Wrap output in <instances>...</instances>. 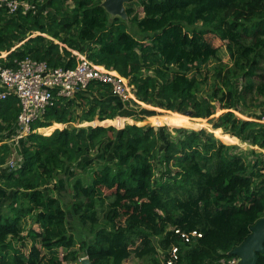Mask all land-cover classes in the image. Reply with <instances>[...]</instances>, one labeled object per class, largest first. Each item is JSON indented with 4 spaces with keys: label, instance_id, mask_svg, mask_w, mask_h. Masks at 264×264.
Returning a JSON list of instances; mask_svg holds the SVG:
<instances>
[{
    "label": "trees",
    "instance_id": "1",
    "mask_svg": "<svg viewBox=\"0 0 264 264\" xmlns=\"http://www.w3.org/2000/svg\"><path fill=\"white\" fill-rule=\"evenodd\" d=\"M138 1L141 17L132 15L134 1L125 4L134 34L105 11L103 0H45L44 10L33 2L36 12L14 14L0 6V66L16 68L30 58L73 68L78 52L127 78L136 99L121 103L108 85L91 83L46 108L32 124L51 126L46 135L20 139L18 150L4 141L15 135L20 106L14 97L0 100V264H80L83 258L164 264L172 245L179 247L177 264H215L231 258L264 218V124L233 112L251 93L264 107V0ZM191 34L215 35L230 65L209 68L218 48H199L201 38ZM124 103L155 106L168 111L162 116L193 124L208 119L223 141L236 137L257 149L225 144L205 129L132 121L119 130L99 126L116 122ZM216 103L224 111L217 117ZM186 111L204 120L180 115ZM93 121L99 125L59 129ZM105 147L109 158L95 167L90 161L75 177L67 212L47 188L55 190L56 176ZM15 151L21 163L8 170ZM174 229L197 230L201 238L183 245ZM257 264H264V252Z\"/></svg>",
    "mask_w": 264,
    "mask_h": 264
},
{
    "label": "built area",
    "instance_id": "2",
    "mask_svg": "<svg viewBox=\"0 0 264 264\" xmlns=\"http://www.w3.org/2000/svg\"><path fill=\"white\" fill-rule=\"evenodd\" d=\"M0 6L9 14L19 10L22 13L36 10L32 0H0ZM72 54L76 60V66L73 68H51L45 62H37L30 58L18 62L16 68L0 66V100L14 97L20 106L13 141H19L30 134H40V129L45 127L33 128L32 124L42 119L46 108L54 106L59 98L65 100L75 98L91 83L108 85L112 95L124 102L136 100L133 86L129 84L127 78L112 69L93 64L84 54L78 52ZM6 55V52L4 55L2 53L3 57ZM257 122L264 124V116ZM20 163L21 157L15 151L4 167L8 170H17ZM174 233L183 245L201 238V233L197 230L186 232L174 229ZM179 260V247L170 246L166 251L164 264H177ZM215 264H239V258L233 255L228 259H220Z\"/></svg>",
    "mask_w": 264,
    "mask_h": 264
},
{
    "label": "rangeland",
    "instance_id": "3",
    "mask_svg": "<svg viewBox=\"0 0 264 264\" xmlns=\"http://www.w3.org/2000/svg\"><path fill=\"white\" fill-rule=\"evenodd\" d=\"M35 4L41 5V9H45V0H32ZM67 4H70L69 2ZM131 7L133 8L134 12L132 15L137 14L138 17L142 16L141 13V8L139 6V1L134 0V2L131 4ZM37 9L35 10V12ZM128 31L131 34H134V32H137L136 28H134L128 21H126ZM38 33H34L32 36H36ZM191 37L195 38H201L200 42V47H205L208 49H217L216 55L209 60L208 67L213 68L214 66L218 64L222 65H230V60L229 57L225 51V43L221 42L215 35L212 34H206L203 36L199 35H192ZM2 56V54H1ZM260 73L264 74V62L261 64V71ZM151 74V73H148ZM256 78H253V81L256 82ZM237 88H238V93H241L242 90V82L237 83ZM209 89L206 88V91ZM135 98V97H134ZM121 103L124 101L120 100ZM132 101V100H131ZM136 102V100H133ZM262 99L254 95V93L251 94H246V97L244 101H240L234 106L233 112L235 115L244 120V121H260V118L262 115H264V107L262 105L260 106ZM139 103V102H138ZM122 107V113L119 114L116 118V122L114 121H109L110 123L104 124V125H99L98 121H93L91 123H76L75 125H68L66 128L71 129V128H78V127H86V126H114L117 130L124 128L126 124H131L130 121H132V124H137V125H151L154 127L157 126H168V127H184V128H192V129H199V128H204L205 130L211 132L214 134L216 138H218L220 141H222L225 144H233L237 145L241 150L247 151L252 149L248 144L243 143L241 140L238 138L234 137L235 140L233 141H223L216 133L211 131V125L208 124V119H203L206 123L205 124H193L188 121L181 120L178 117L175 116H162L167 114L168 111L155 107V106H148L140 103L139 107L135 106L131 103H124ZM216 112H215V117L219 116L222 114L224 111L219 108V104L216 103ZM174 113V112H171ZM115 118V119H116ZM139 118L142 119V121H134V119ZM114 119V120H115ZM118 127H117V126ZM120 127V128H119ZM63 128V127H61ZM54 129V128H53ZM52 129V130H53ZM254 128L253 130H255ZM41 133H45L44 130L40 131ZM46 135V133H45ZM231 137V136H230ZM14 136H10V138L5 139L4 143H8L11 148L13 147L14 150H18V145L20 146L21 143L20 141H13L12 139ZM250 147V148H249ZM254 149H257L254 147ZM260 151V150H258ZM107 152V147H105L101 152H91L90 154L87 155L82 161L80 162L79 165L77 164L76 167H72L71 169L69 168L67 170V173L65 175H58L55 177L54 181L52 184H55L56 189L52 190V185H50L47 189L51 194H54V196L58 197L59 199L61 198V202L63 203L64 208L67 210V212L70 209L71 206V201H72V183L75 179L76 176H78L82 171V167L84 165H88V163L91 161L95 167L97 163H101V158L106 159L109 158L108 155H106ZM109 154H111V150L109 149ZM264 154V152H263ZM49 188H51L49 190ZM75 221L72 219V216H68V223L70 226H73V223ZM37 229V227H35ZM25 251H28V248H25ZM61 251H59L60 253ZM62 255V254H60ZM124 264H144L142 261H139L137 259H132L130 261L124 262Z\"/></svg>",
    "mask_w": 264,
    "mask_h": 264
},
{
    "label": "water",
    "instance_id": "4",
    "mask_svg": "<svg viewBox=\"0 0 264 264\" xmlns=\"http://www.w3.org/2000/svg\"><path fill=\"white\" fill-rule=\"evenodd\" d=\"M131 1L134 0H103L101 6L111 16L126 21L128 16L125 10V4ZM180 115L186 116L190 119L203 120L200 118H192L190 111H186ZM201 129L204 128L194 130ZM262 252H264V218L258 220L255 225L251 227L249 236L238 247L232 250L231 254L239 258V264H257L258 254ZM80 264H90V262L87 258H83L81 259Z\"/></svg>",
    "mask_w": 264,
    "mask_h": 264
},
{
    "label": "crops",
    "instance_id": "5",
    "mask_svg": "<svg viewBox=\"0 0 264 264\" xmlns=\"http://www.w3.org/2000/svg\"><path fill=\"white\" fill-rule=\"evenodd\" d=\"M2 58H3V56H2ZM103 122H104V121H103ZM68 125H75V123H73V122H72V123H67V124H65V125H62V127H63V128H66ZM49 127H51V126H49ZM49 127L41 128L40 131H41V130H45V129L49 128ZM63 128H59V129H63ZM53 130H54V129H53ZM53 130H51V132H52ZM51 132H50V133H51ZM40 134H41V135H45V134H43V133H40ZM48 135H49V134H48ZM250 147H251V146H250ZM250 147H249V148H250ZM251 148L254 149V147H251ZM261 152L263 153L264 150H261Z\"/></svg>",
    "mask_w": 264,
    "mask_h": 264
}]
</instances>
